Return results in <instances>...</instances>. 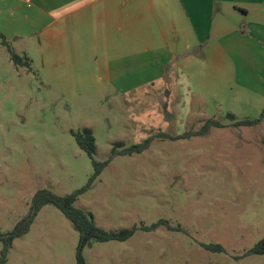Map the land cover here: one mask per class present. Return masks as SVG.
<instances>
[{
    "label": "rangeland",
    "instance_id": "1",
    "mask_svg": "<svg viewBox=\"0 0 264 264\" xmlns=\"http://www.w3.org/2000/svg\"><path fill=\"white\" fill-rule=\"evenodd\" d=\"M225 43L236 62L237 46L257 62L256 41ZM218 66L190 64L177 82L164 77L130 89L69 92L39 64L15 65L0 41V231L33 218L29 232L14 239L6 264H77L78 231L53 204L37 211L34 196L41 189L65 195L88 183L92 160L71 133L84 127L93 130L98 161L109 159L118 142L153 140L142 153L113 157L75 206L107 230L160 219L185 229L161 226L125 241L94 242L82 251L87 264H264V254H248L264 237V124L235 126L227 116L230 97L248 101L262 89L248 80L253 92L237 87L229 68ZM243 107L238 120L259 117ZM210 118L224 126L187 139L162 136L200 129Z\"/></svg>",
    "mask_w": 264,
    "mask_h": 264
},
{
    "label": "crops",
    "instance_id": "2",
    "mask_svg": "<svg viewBox=\"0 0 264 264\" xmlns=\"http://www.w3.org/2000/svg\"><path fill=\"white\" fill-rule=\"evenodd\" d=\"M229 39L256 41L257 62L240 46L236 62ZM3 40L69 92L130 89L133 82L164 77L177 82L190 64L214 61L219 70L229 68L237 87L250 91L248 80L262 89L248 101L230 97L228 113L238 120L246 115L243 105L259 116L264 109V0H35L30 7L24 0H0L6 46Z\"/></svg>",
    "mask_w": 264,
    "mask_h": 264
},
{
    "label": "trees",
    "instance_id": "3",
    "mask_svg": "<svg viewBox=\"0 0 264 264\" xmlns=\"http://www.w3.org/2000/svg\"><path fill=\"white\" fill-rule=\"evenodd\" d=\"M3 42L7 46L11 59L15 65L30 68L31 59L28 56L18 54L6 40H3ZM227 116L233 121L235 126H254L264 120V109L261 111L260 116L256 119L236 120L235 115L232 113H228ZM222 126H224L222 122L214 118H210L202 125L200 129L190 130L175 136L167 134H163L162 136H166L171 139H187L191 136L206 133L213 127ZM71 133L75 137L79 147L84 150L91 158L95 169L94 173L84 187L65 195L56 194L49 189H41L37 191L34 196V208L39 211L43 206L47 204H53L57 206L70 220L74 229L79 233L77 264H87L82 251L85 246H92L94 242H105L110 240L125 241L129 239L137 230L154 231L161 226H166L172 231L181 230L185 232V229L180 225H172L168 220L165 219H160L151 225H134L131 228L107 230L96 224L94 214L92 212L76 207L75 203L79 195L92 186V184L100 176L103 169L109 164L113 157L119 155H133L135 153H142L150 146L153 137L150 136L140 143H135L128 146H125L122 142H118L113 146L109 159L98 161L95 158L96 138L92 128L84 127L82 130H72ZM32 222L33 218L29 215L19 220L11 231H0V242L2 243L0 264L7 263L8 255L12 248L14 239L28 233ZM202 246L207 250L214 252L225 251V248L222 245L216 243H203ZM248 254H264V237L249 250Z\"/></svg>",
    "mask_w": 264,
    "mask_h": 264
},
{
    "label": "built area",
    "instance_id": "4",
    "mask_svg": "<svg viewBox=\"0 0 264 264\" xmlns=\"http://www.w3.org/2000/svg\"><path fill=\"white\" fill-rule=\"evenodd\" d=\"M24 1L27 4V6H29V7L32 6L35 2V0H24Z\"/></svg>",
    "mask_w": 264,
    "mask_h": 264
}]
</instances>
